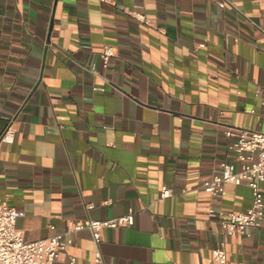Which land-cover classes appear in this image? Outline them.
<instances>
[{
	"label": "crops",
	"instance_id": "obj_1",
	"mask_svg": "<svg viewBox=\"0 0 264 264\" xmlns=\"http://www.w3.org/2000/svg\"><path fill=\"white\" fill-rule=\"evenodd\" d=\"M263 102L264 0H0V137L15 131L0 196L17 227L38 239L133 210L99 245L75 231L59 264H102L98 249L105 264H220L210 209L245 210L253 190L203 184L235 162L228 126L264 130ZM226 248V264H264V218Z\"/></svg>",
	"mask_w": 264,
	"mask_h": 264
},
{
	"label": "built area",
	"instance_id": "obj_2",
	"mask_svg": "<svg viewBox=\"0 0 264 264\" xmlns=\"http://www.w3.org/2000/svg\"><path fill=\"white\" fill-rule=\"evenodd\" d=\"M227 2L228 0H218L221 7H225ZM131 13L142 19L137 11ZM115 54V48L106 45L101 56L105 62H108L109 58ZM225 133L228 136H235L229 148L234 152L235 162L239 166L235 162L223 163L221 173L214 174L208 182L203 184V188L212 198L217 199L227 193V183L232 182L236 185L246 183L253 190V201L245 210H231L226 215L223 211L210 209L211 216H219L225 234V239L213 249L210 257L211 261H217L220 264H226L228 261L226 248L228 237L234 234L250 236L252 229L261 226L264 218V188L261 186L264 180V130L231 125ZM0 141L13 143L15 131L9 126L1 135ZM171 194V189L163 186L161 198ZM132 214L133 210H130L127 214L104 220H80L71 224L63 232L38 239H27L22 230L17 227V219L22 212L10 205L6 198L0 196V264H59L60 253L72 244L75 231L88 228L92 232L94 241L99 245L103 228L130 225ZM96 261L105 264L99 249ZM68 264H77V257L70 255Z\"/></svg>",
	"mask_w": 264,
	"mask_h": 264
}]
</instances>
